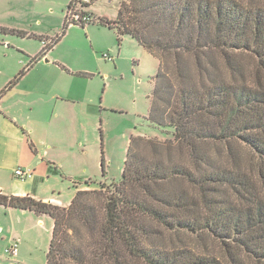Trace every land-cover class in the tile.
<instances>
[{
    "label": "trees",
    "instance_id": "trees-1",
    "mask_svg": "<svg viewBox=\"0 0 264 264\" xmlns=\"http://www.w3.org/2000/svg\"><path fill=\"white\" fill-rule=\"evenodd\" d=\"M93 1L71 0L68 9L79 3L86 12ZM86 14L88 24L128 36L157 57L146 120L164 142L146 146L144 137L131 136L119 182L73 183L67 207L1 192L0 206L52 219L45 264H222L187 244H147L146 221L176 236L207 235L222 246L225 264H264V8L234 0H119L114 21ZM216 54L229 76L238 56H251V84L224 78ZM210 141L225 146L227 164L211 162L203 148ZM163 143L167 151L176 144L192 166L164 158ZM234 144L259 160L257 176L241 168Z\"/></svg>",
    "mask_w": 264,
    "mask_h": 264
},
{
    "label": "rangeland",
    "instance_id": "rangeland-1",
    "mask_svg": "<svg viewBox=\"0 0 264 264\" xmlns=\"http://www.w3.org/2000/svg\"><path fill=\"white\" fill-rule=\"evenodd\" d=\"M70 1L0 0V93L8 82L17 83L16 88H24V85L40 78L52 84L54 91L63 97L72 96L81 101L74 106L65 101L55 105L45 104L41 95L31 96L38 102L30 120L34 127L38 160L28 167L32 176L24 187L31 191L28 194L35 199L50 197L65 206L76 193L73 182L80 185L90 180L106 184L119 182L131 136L144 137L146 146H149L150 140L164 142L165 139L146 120L153 78L159 66L157 57L127 36L118 39L112 30L98 23L84 26L68 24L65 21H68ZM234 1L243 6L264 8V0ZM118 3L119 0H95L85 10L94 19L111 22L117 15ZM48 45L52 47L45 54L56 62L57 73L60 71L63 79L43 73L36 76L33 72L16 80L22 72L16 62L20 58L28 61L36 47L41 49L36 55H44L42 51ZM214 56L224 78L251 84L256 70L251 56L236 58L237 70L235 75L230 74L232 76L225 69L222 58L218 54ZM169 61L171 63V59ZM3 70L7 72L3 73ZM83 74L87 75L78 76ZM171 78H174L173 75ZM259 80L264 82L260 74ZM90 99L97 106L95 111L89 109ZM24 101L19 112L27 114ZM54 106L56 109L53 111ZM73 108H76V114L72 112ZM55 113L61 114V120ZM46 129L49 136L44 138L42 131ZM48 144L50 146L47 147ZM162 145L164 158L170 157L176 163L192 166L191 160L177 149L176 144H171L170 151L165 149L167 144ZM233 146L241 168L251 176L254 177L253 173L257 176L254 163L259 160L240 144ZM203 148L212 163L227 164V150L223 144L210 141ZM0 160L9 168L15 167L16 157L10 152ZM263 187H260L261 192ZM12 213L0 206V264H45L52 219L47 215H25L22 210ZM37 219L43 222L39 223ZM146 225L150 231L147 244L151 246L168 249L174 244H187L196 253L209 258L214 256L225 264L222 246L207 235L201 238L188 234L176 236L156 222L146 221ZM15 244L18 254L12 256L7 250ZM103 264H106L105 260Z\"/></svg>",
    "mask_w": 264,
    "mask_h": 264
},
{
    "label": "crops",
    "instance_id": "crops-1",
    "mask_svg": "<svg viewBox=\"0 0 264 264\" xmlns=\"http://www.w3.org/2000/svg\"><path fill=\"white\" fill-rule=\"evenodd\" d=\"M87 24L88 23L84 25ZM40 50L41 49L39 47H36L35 50L32 52V54L28 57L29 58L28 61L19 57L20 59L16 62V64L18 65V68L24 70V73L22 74L21 78H23V76L25 77L26 75L32 74L34 72L36 76L38 74L43 73V74H48L52 78H57L62 80L63 77L59 75L61 74V72L59 71V73H57L58 69L56 68V66L58 65L56 64V62H54L52 58H49L47 54L44 53V55L41 58L32 62V59L37 56L36 54ZM2 72L6 73L7 70H3ZM86 75H78V76L85 77ZM16 84L15 85L9 84L8 82L7 87H5L3 91L0 93V114L2 115L0 119V158L8 152L14 154L16 157V164L14 168L13 167L9 168L5 166L2 163V160H0V192L6 195L29 196L28 193H30L31 191L27 190L24 187L27 180H20L18 178H15L16 176L14 175V170L20 167L28 169L30 165H32L38 160L37 142L33 137L34 127L30 122V120L33 118L32 113L34 110V106H37L38 102H37V98H31V96L32 95L33 97L39 95L43 96L44 99H42V101L45 102V104L54 103L56 105L58 102L65 101L68 103L69 106L71 105L74 106V104L77 105V103L81 101L78 100V98L72 96L63 97L60 93L54 91V87L52 86V84H49L47 83L46 80H42L40 78L37 79V81L33 80L32 84L24 85V88H16L15 87ZM20 96L21 99H18ZM23 99L26 100L24 101V103H26L27 114L19 112V110L21 109V104L23 103ZM88 106L89 109L94 111L97 108L96 104L93 102V99L89 100ZM55 109L56 107L54 106L53 111ZM68 109H70V107ZM72 112L76 114L77 112L76 108H73ZM55 114L58 117V119L61 120L60 118L62 117L61 114L60 113H55ZM42 136H44V138L49 136L47 129L42 131ZM48 146L50 145L48 144L47 147ZM49 162L51 165L55 167L53 162L51 161ZM40 200L60 207H67L69 205V204L67 206L61 205L57 200L50 197L40 198ZM8 209L10 210L11 213L14 210H18L14 208H8ZM22 213H24L25 215L32 214V212L30 211H22ZM37 221L39 223L43 222L40 219H37Z\"/></svg>",
    "mask_w": 264,
    "mask_h": 264
},
{
    "label": "built area",
    "instance_id": "built-area-1",
    "mask_svg": "<svg viewBox=\"0 0 264 264\" xmlns=\"http://www.w3.org/2000/svg\"><path fill=\"white\" fill-rule=\"evenodd\" d=\"M79 1H80L79 3H89L91 0H79ZM78 4L72 5L70 9H68V20L74 23H85L86 24L90 22L92 18L88 14H86L84 10H81ZM103 57L109 59L107 55H103ZM14 175L20 180H27L32 176V173L29 169L20 167L14 170ZM7 251L10 255L15 256L18 251L17 245L16 244L13 245Z\"/></svg>",
    "mask_w": 264,
    "mask_h": 264
}]
</instances>
